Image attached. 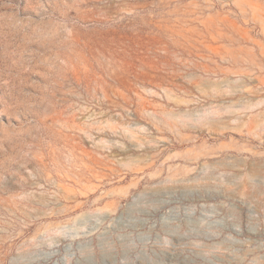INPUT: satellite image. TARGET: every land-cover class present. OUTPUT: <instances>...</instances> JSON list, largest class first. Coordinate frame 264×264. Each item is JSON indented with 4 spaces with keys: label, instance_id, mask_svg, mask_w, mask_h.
<instances>
[{
    "label": "rangeland",
    "instance_id": "374dc122",
    "mask_svg": "<svg viewBox=\"0 0 264 264\" xmlns=\"http://www.w3.org/2000/svg\"><path fill=\"white\" fill-rule=\"evenodd\" d=\"M0 264H264V0H0Z\"/></svg>",
    "mask_w": 264,
    "mask_h": 264
}]
</instances>
